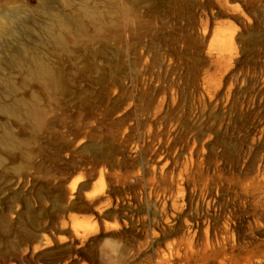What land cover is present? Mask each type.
Returning <instances> with one entry per match:
<instances>
[{
  "label": "rangeland",
  "instance_id": "1",
  "mask_svg": "<svg viewBox=\"0 0 264 264\" xmlns=\"http://www.w3.org/2000/svg\"><path fill=\"white\" fill-rule=\"evenodd\" d=\"M9 45L0 264H264V0H0Z\"/></svg>",
  "mask_w": 264,
  "mask_h": 264
},
{
  "label": "bare ground",
  "instance_id": "2",
  "mask_svg": "<svg viewBox=\"0 0 264 264\" xmlns=\"http://www.w3.org/2000/svg\"><path fill=\"white\" fill-rule=\"evenodd\" d=\"M44 9H45L46 18L50 20L49 23L45 22L43 24V29L46 32L47 39L53 42L57 46H64L65 38L63 34L60 31H56L53 26H54V23H57L60 26H66V22H68V19L65 20V17L64 18L60 17L58 8L55 7L54 5L47 4L44 6ZM10 22H12V20ZM17 43L20 46V49H22L24 44L21 41H18ZM17 49H15L14 46L11 47L10 45L6 46L4 49L2 48L0 51L3 55L0 56V65L2 66L6 65L9 62L10 58L12 59L16 57V53L18 52ZM30 72L36 74L37 76L42 78L44 81H49L51 77V70L49 66H47L45 62L40 61V60H37L34 63V65L30 67ZM6 134L7 133H5V136Z\"/></svg>",
  "mask_w": 264,
  "mask_h": 264
}]
</instances>
